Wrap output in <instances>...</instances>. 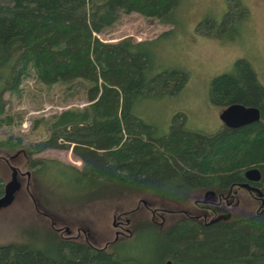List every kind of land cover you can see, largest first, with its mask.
Returning a JSON list of instances; mask_svg holds the SVG:
<instances>
[{
	"label": "trees",
	"instance_id": "1",
	"mask_svg": "<svg viewBox=\"0 0 264 264\" xmlns=\"http://www.w3.org/2000/svg\"><path fill=\"white\" fill-rule=\"evenodd\" d=\"M177 2L0 0V125L12 123L6 114L5 92L18 91L31 72L46 85L61 83L72 93L83 89L87 100L82 107L53 113L48 137L25 149L34 173L54 164L69 170L80 188L150 190L174 200L199 189L221 192L249 184L264 198V84L248 60L239 58L232 71L214 76L209 98L218 107L235 102L257 106L258 120L238 127L223 124L208 134L186 129L185 115L179 112L169 131L160 134L133 112L135 100L177 92L186 83L187 72L164 68L150 74L154 38L125 36L113 42L96 35L121 12L137 11L168 21ZM237 9L229 2L221 24L231 22ZM21 143L20 137L10 135L0 139V148L14 151ZM49 147L71 148L82 167L32 157L33 152ZM250 167L259 169L258 180L246 178L244 172ZM3 192L0 176V196ZM147 233L151 241L145 240L139 250L129 249L132 238ZM130 234L131 238L114 240L109 249L56 234L42 245L4 242L0 243V264H167L168 260L173 264H264V207L215 220L183 213L164 228L145 220Z\"/></svg>",
	"mask_w": 264,
	"mask_h": 264
},
{
	"label": "rangeland",
	"instance_id": "2",
	"mask_svg": "<svg viewBox=\"0 0 264 264\" xmlns=\"http://www.w3.org/2000/svg\"><path fill=\"white\" fill-rule=\"evenodd\" d=\"M229 2L240 11L231 22L221 24ZM169 17L162 22L137 11L121 12L112 25L96 35L113 42L125 36L134 40L154 38V67L150 74L164 68L187 72L188 79L177 92L138 96L133 106L138 117L162 134L169 131L174 114L181 112L186 129L215 133L223 125L222 107L210 101L211 79L232 71L235 61L243 58L264 84V0H178ZM165 31L167 34H162ZM5 97L6 114L12 123L0 125V139L12 135L14 139L20 137L22 143L14 151L0 148L4 184L11 179L10 166L16 167L20 181L12 202L0 208V243L42 245L44 239L56 234L109 249L115 238H131L133 235L128 234L133 227L145 220H154L164 228L183 213L209 220L222 214L229 218L244 216L264 207V198L249 184L221 192L199 189L174 200L150 190L80 188L69 170L54 164L34 173L25 149L48 137L53 113L87 104L85 92H69L61 83L46 85L31 72L21 81L18 91L7 90ZM32 157L82 167L71 148L49 147L33 152ZM138 237L129 241V249L139 250L145 240H152L149 233Z\"/></svg>",
	"mask_w": 264,
	"mask_h": 264
},
{
	"label": "water",
	"instance_id": "3",
	"mask_svg": "<svg viewBox=\"0 0 264 264\" xmlns=\"http://www.w3.org/2000/svg\"><path fill=\"white\" fill-rule=\"evenodd\" d=\"M220 118L223 121V124H225L226 126L238 127L243 124L258 120L260 118V110L257 106L254 105H245L243 103L235 102L222 107L220 111ZM10 167L12 169L11 179L4 184V192L0 196V208L3 206H7L12 202L15 192L20 187V181L17 177V169L15 166ZM244 174L246 178L251 181H255L260 178V171L256 167H250L246 169ZM219 218L229 217L226 214H222L211 219L215 220ZM116 235H118V231H116ZM167 264H173V262L171 260H168Z\"/></svg>",
	"mask_w": 264,
	"mask_h": 264
}]
</instances>
